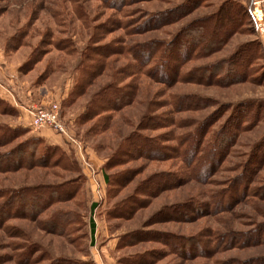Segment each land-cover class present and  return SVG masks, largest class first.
<instances>
[{"label": "rangeland", "instance_id": "374dc122", "mask_svg": "<svg viewBox=\"0 0 264 264\" xmlns=\"http://www.w3.org/2000/svg\"><path fill=\"white\" fill-rule=\"evenodd\" d=\"M186 1L132 2L118 13L104 7L101 0H0V100L13 111L6 115L0 107V125L26 130L23 127L31 123L33 108L56 106L66 132L65 136L49 127L27 128L26 135L15 140L13 146L25 138L42 135L48 142L60 143L66 161L48 169L0 173V189L46 185L63 193L70 183L79 187L75 197L55 204L35 221L15 219L1 224L0 264H264V238L256 237L259 232L264 236V161H259L264 151L263 59H255L245 81L231 85L201 84L193 78V83L166 87L144 79L132 105L86 121L82 116L95 93L110 82L111 73L95 79L84 93L70 100L79 76L77 54L59 51L55 43L68 42L77 52L88 45L97 47L124 35L119 29L97 31L110 20L126 23L125 28L135 31L146 13L166 11ZM227 1L243 4L244 0H205L177 23L136 34L124 43L169 41L191 22L224 7ZM75 8H81L87 19H79ZM254 30L247 24L244 33L233 35L219 51L193 60L188 67L193 66L197 76L202 68L235 56L239 47L257 41L263 45ZM96 34L107 36L95 44ZM114 63L115 68L125 64L123 60ZM170 96L207 101H201L196 111L176 116H170L169 107L164 106L158 114L164 119L175 117L179 127L142 134H165V139H173L192 133L199 123L210 120L212 146L221 128L232 131L228 121L239 111L238 106L250 105V114L258 121L236 134L224 163L208 182L197 183L187 174L185 183L148 198L143 195L142 182L160 173L179 172L181 176L185 170H181L180 162L135 160L111 168L106 164L124 141L139 131L149 112V102L165 103ZM234 135V131L229 132L223 139ZM107 176L111 177V186ZM114 177L116 186H112ZM242 179H249V196L238 187ZM225 194L235 201L226 197L220 200L223 204L214 206L212 197ZM180 205L188 210H177ZM59 213L74 216L72 232L59 235L50 229L51 215ZM90 221L94 223L93 235Z\"/></svg>", "mask_w": 264, "mask_h": 264}, {"label": "trees", "instance_id": "16d2710c", "mask_svg": "<svg viewBox=\"0 0 264 264\" xmlns=\"http://www.w3.org/2000/svg\"><path fill=\"white\" fill-rule=\"evenodd\" d=\"M101 1L104 7L121 13L132 2H146L149 0ZM203 1L205 0H187L182 6H176L156 13H146L145 19L136 27L135 31L125 28L126 23L119 24L118 20H110L107 26L99 27L97 31H102L103 28L109 32L111 29H119L124 32V35L112 38L103 45H96L97 47L88 45L80 52L75 51L68 42L55 43L59 51H65L67 54H77L78 64L76 70L79 72V76L76 80L75 88L70 94V100L74 99L79 92L84 93L88 87L93 85L95 79L103 76L106 72L111 73L110 82L100 88L92 97L84 116H82L83 121L94 117H102L105 114H115L132 105L136 102L140 85L144 79H149L166 87L179 83H193V78L201 84L212 86L231 85L245 81L250 72H252L251 67L255 59L264 60L262 45L259 41L254 43V45L239 47L235 56L202 68L198 71L200 74L197 76H195L197 72L193 73V66H188L193 63V60L209 57L219 51L233 35L244 33L247 24H250L254 30L255 24L251 12L255 0H244L243 4L227 1L224 3V7H218L214 13L204 19L191 22L169 41L151 39L136 42L132 45L124 43L126 38L136 34L158 30L177 23L181 18L195 10ZM74 13L79 19H87L81 8H75ZM109 25H111V28ZM254 31L256 32V29ZM95 36L96 40L94 43L98 44L107 35L96 34ZM258 53L261 57H258ZM122 60L125 63L124 66L115 68L114 62ZM221 75L226 76V78L222 79ZM201 101L207 100L194 96H170L165 103L149 102V112L143 118V123L140 124L139 131H137L140 133L134 132L124 141L117 153L108 160L107 168L135 160H146L151 163L180 162L181 170H185V173H182L181 176L179 172L171 174L160 173L152 175L142 182L143 195L148 198L154 197L158 192L169 190L185 183L184 177L187 174L197 183L208 182L224 163L236 134L241 133L247 126L253 125L256 117L250 114V105L238 106L236 110L239 111L228 121V126L231 125L235 135L231 139L224 141L223 138L232 131L221 128L218 140L216 139L212 146L209 144V142H212L211 140L209 141V133L212 128L210 120L199 123L192 133L177 136L173 139H165L167 138L165 134L149 136L141 133L157 132L167 127H179L175 117L164 119L161 114H158L161 109L166 108L164 106L169 107L168 113L170 116H176L182 112L198 110V105ZM0 107L2 111L5 110L4 114L6 115H10L13 112L2 100H0ZM245 123L247 125H244ZM26 133L27 129H12L10 126L0 125V150H3L0 152V173L30 171L37 168L48 169L53 168V166L57 167L60 161H66L63 159L64 153L60 147L50 146L41 138H25L17 145H12L15 140L22 138ZM170 142H175L176 145H169L168 143ZM9 145H12L11 148L6 149ZM263 150L264 146L262 147ZM263 159L264 151L259 161H264ZM249 171L250 169L246 170V172ZM116 179V177L113 178L112 186L117 185V181H114ZM106 180L111 186V177L107 176ZM248 182L249 179H242V184L239 183L238 185L243 190L242 194L246 196L252 194L251 187L247 185ZM236 184L238 182L234 185L236 186ZM64 187L69 188H64L63 193L58 188L55 189L46 185L0 189V225L3 224L4 226L5 222L15 219L35 221L38 217L46 214L55 204L64 199V201L69 200L79 193V187L74 185V183ZM233 190V188L230 189V191ZM229 194L221 195L218 198L217 196L212 197L211 200L216 203L214 206L223 204L220 200L226 197L235 201ZM214 206L210 205V207ZM92 207L95 208V205ZM178 209L185 212L188 207L180 205ZM214 209L218 210L217 207ZM119 211L122 213L124 210ZM73 217L70 213L51 215L50 229L59 235L72 232L73 230L70 226L75 222ZM90 231L93 235V221H90ZM256 237L258 240L264 238L260 232ZM236 241L242 243L239 239ZM234 242L232 243L233 245L235 244Z\"/></svg>", "mask_w": 264, "mask_h": 264}, {"label": "built area", "instance_id": "2783aa9c", "mask_svg": "<svg viewBox=\"0 0 264 264\" xmlns=\"http://www.w3.org/2000/svg\"><path fill=\"white\" fill-rule=\"evenodd\" d=\"M258 14L260 17H258ZM253 18L256 33L263 40L262 51L264 53V0H255L253 2V10L251 12ZM56 106L53 108H33L31 111V123L30 128L33 130L49 127L55 132L65 135L66 132L63 125L58 120ZM82 157V156H81ZM83 158V157H82ZM81 158V161H83Z\"/></svg>", "mask_w": 264, "mask_h": 264}, {"label": "crops", "instance_id": "0c3cea01", "mask_svg": "<svg viewBox=\"0 0 264 264\" xmlns=\"http://www.w3.org/2000/svg\"><path fill=\"white\" fill-rule=\"evenodd\" d=\"M22 127H23V126H22ZM26 127L29 128V129H31V128H30V124H29L28 126H27V125H24L23 128H26ZM27 128H26V129H27ZM37 137L43 139V140L45 141V143L48 144V145H50V146H61V145H59L60 143H59V144H56V143H51V142L46 141L45 138H44L42 135H36V138H37ZM34 138H35V137H34Z\"/></svg>", "mask_w": 264, "mask_h": 264}, {"label": "bare ground", "instance_id": "6f19581e", "mask_svg": "<svg viewBox=\"0 0 264 264\" xmlns=\"http://www.w3.org/2000/svg\"><path fill=\"white\" fill-rule=\"evenodd\" d=\"M258 17H260L259 14H258Z\"/></svg>", "mask_w": 264, "mask_h": 264}]
</instances>
